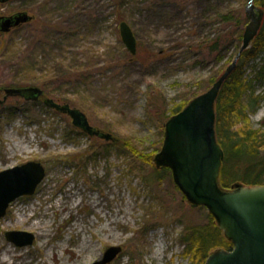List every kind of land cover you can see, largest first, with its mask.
<instances>
[{
    "label": "rangeland",
    "instance_id": "374dc122",
    "mask_svg": "<svg viewBox=\"0 0 264 264\" xmlns=\"http://www.w3.org/2000/svg\"><path fill=\"white\" fill-rule=\"evenodd\" d=\"M246 3L0 2V15L20 10L32 15L27 23L0 31V87L39 86L36 80L46 74L49 80L39 86L46 96L61 103L67 99L93 126L150 151L159 140L162 144L171 106L196 86L200 93L207 90L209 77L233 60L237 44L242 45L237 33L245 26L234 21L245 15ZM228 10L235 17L221 22L217 14ZM124 19L137 39L136 54L121 39L119 23ZM222 29L233 38L218 51L222 61H216V51L200 44ZM258 54L241 63L242 77H252L264 50ZM252 84L251 98L257 96V101L249 104L250 97H244L248 115L234 128L247 122L264 130V81L258 78ZM109 142L83 133L71 117L43 99L9 95L0 102V171L29 160L40 161L46 171L35 192L14 199L0 218L1 264H90L113 245L122 250L108 264H191L182 237L189 227L208 221V208L191 205L169 175L160 183L146 181L143 176L151 167ZM15 229L32 232L33 243L9 241L5 231ZM44 230L46 237L40 235ZM7 248L11 257L3 261Z\"/></svg>",
    "mask_w": 264,
    "mask_h": 264
},
{
    "label": "water",
    "instance_id": "95a60500",
    "mask_svg": "<svg viewBox=\"0 0 264 264\" xmlns=\"http://www.w3.org/2000/svg\"><path fill=\"white\" fill-rule=\"evenodd\" d=\"M8 0H0L5 3ZM248 22L244 27L242 45L234 54L223 72L211 86L174 113L164 123V138L160 150L154 155L155 164L171 167L173 181L183 195L193 205H203L215 217L218 228L232 242L229 249L217 248L209 253L204 264H264V183H237L228 189L219 185V171L224 157L223 149L216 138L215 101L223 81L236 67L243 49L247 48L261 26L264 11L253 0H246ZM32 15L25 10L13 14L0 15V31L6 33L18 25L27 23ZM120 35L131 54H136L133 28L124 19L119 23ZM3 99L9 94L28 93L29 99H38L43 94L39 86L5 88ZM1 101V99H0ZM44 103L62 114L71 117L74 127L90 136L108 141L116 140L109 131L93 126L86 113L68 102H58L45 96ZM45 168L40 161L29 160L23 164L0 171V218L9 204L19 196L33 194L45 176ZM5 237L15 245L32 244L35 236L30 231L6 230ZM122 250L119 245L107 247L102 258L90 264H108Z\"/></svg>",
    "mask_w": 264,
    "mask_h": 264
},
{
    "label": "trees",
    "instance_id": "16d2710c",
    "mask_svg": "<svg viewBox=\"0 0 264 264\" xmlns=\"http://www.w3.org/2000/svg\"><path fill=\"white\" fill-rule=\"evenodd\" d=\"M254 1L256 4L264 7V0ZM217 17L221 22L228 23L235 16L233 17V13L228 10L220 12L217 14ZM262 22L257 35L250 43L251 46L243 50L236 67L228 75V78L223 81L218 96L216 97L215 131L217 141L220 143L224 153L221 162L222 166L219 171V185L224 189L238 182L246 185L264 183V130L258 127L252 128L247 125V122L244 125L242 123L239 127L234 128L236 122L246 119L245 117L248 115L242 105L244 97L246 95L250 97L249 104H251V100H254V102L257 101V96L251 98L254 92L252 82L258 78L260 81H264V59L259 65H255L252 77H242L240 72L241 63L244 60H254L258 57L259 51L264 50V17ZM234 23L237 26L245 25V15L241 19L234 21ZM241 32L242 29L237 33L236 40L238 42L242 37ZM213 35L205 38L201 42V49L207 48L210 52L216 51V61H222L223 56L220 53L227 46V41L232 40V34L227 33L226 29H222L218 34ZM237 45L236 50L240 47L239 43ZM230 61H225V65L217 72V75L209 77L210 85L223 72L225 66ZM26 69L29 70L27 65H25L23 72L28 74V71H24ZM24 79H27V77H24ZM48 80L49 78L46 74H40L36 83L44 87ZM191 89L194 88H188L189 91ZM201 90L200 86H196L195 90L181 97L180 102L171 106L169 117L181 110ZM44 94H46L45 91ZM64 102H68L67 99ZM109 143L115 145L120 150L127 151L132 157L148 164L152 170L144 176L142 174V176L149 183H160L166 178V175L171 176L170 166L167 164L157 166L154 162V155L162 146L161 140L150 151L139 148L131 138L118 136L116 140ZM172 185L180 192L179 187H177L173 180ZM182 197L184 196L182 195ZM206 218H208V221L205 224H197L189 227L182 237V240L186 243L183 251L185 255L189 256L191 264H204V260L212 250L220 247L228 249L232 245V242L224 236L222 229L218 228L216 219L210 212H208Z\"/></svg>",
    "mask_w": 264,
    "mask_h": 264
},
{
    "label": "bare ground",
    "instance_id": "6f19581e",
    "mask_svg": "<svg viewBox=\"0 0 264 264\" xmlns=\"http://www.w3.org/2000/svg\"><path fill=\"white\" fill-rule=\"evenodd\" d=\"M55 203H56V202H55ZM62 204H63V203H62ZM59 205H60V204H59ZM57 206H58V205H57ZM97 207H98V206H97ZM26 216H27V215H26ZM19 219L23 220L24 217H23V216H20ZM46 226H47V225H46L45 223H42V224H41V229H45ZM40 235L43 236V237H46V232H45V230H44L43 232H41ZM2 253H3V251H2ZM3 254H4V256H3V258H2L3 261H4V260L6 261V259H5V258H6V257H5L6 255H8L9 257H11V251H10L8 248L5 249V251H4ZM79 257H80V256H79ZM79 257H78V258H79ZM2 263H3V262H2ZM0 264H1V263H0Z\"/></svg>",
    "mask_w": 264,
    "mask_h": 264
},
{
    "label": "flooded vegetation",
    "instance_id": "af4514ba",
    "mask_svg": "<svg viewBox=\"0 0 264 264\" xmlns=\"http://www.w3.org/2000/svg\"><path fill=\"white\" fill-rule=\"evenodd\" d=\"M3 89H5L4 87H2L1 89H0V92L3 90ZM3 92H4V90H3ZM5 94V93H4ZM4 94L2 95V98H3V96H4ZM19 95V97L20 96H22V97H25V98H28V96H29V94L28 93H20V94H18ZM43 98V96H41L39 99H42Z\"/></svg>",
    "mask_w": 264,
    "mask_h": 264
}]
</instances>
